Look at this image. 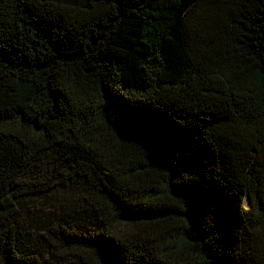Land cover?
I'll list each match as a JSON object with an SVG mask.
<instances>
[{
  "label": "trees",
  "instance_id": "trees-1",
  "mask_svg": "<svg viewBox=\"0 0 264 264\" xmlns=\"http://www.w3.org/2000/svg\"><path fill=\"white\" fill-rule=\"evenodd\" d=\"M0 264H264V0H0Z\"/></svg>",
  "mask_w": 264,
  "mask_h": 264
},
{
  "label": "rangeland",
  "instance_id": "rangeland-1",
  "mask_svg": "<svg viewBox=\"0 0 264 264\" xmlns=\"http://www.w3.org/2000/svg\"><path fill=\"white\" fill-rule=\"evenodd\" d=\"M244 207L247 209L249 207L247 200L244 201Z\"/></svg>",
  "mask_w": 264,
  "mask_h": 264
}]
</instances>
